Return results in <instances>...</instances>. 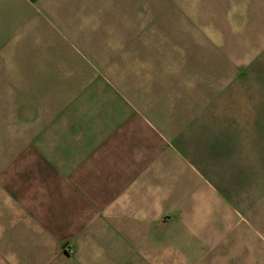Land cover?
<instances>
[{
    "label": "crops",
    "instance_id": "0c3cea01",
    "mask_svg": "<svg viewBox=\"0 0 264 264\" xmlns=\"http://www.w3.org/2000/svg\"><path fill=\"white\" fill-rule=\"evenodd\" d=\"M96 4L0 0V112L11 111L0 125L12 126L0 138V264H264L256 217L215 231L226 218L195 216L158 120L116 88L123 106L106 101L97 124L46 95L33 105L30 74L18 70L29 56L17 48L66 39L105 62Z\"/></svg>",
    "mask_w": 264,
    "mask_h": 264
},
{
    "label": "rangeland",
    "instance_id": "374dc122",
    "mask_svg": "<svg viewBox=\"0 0 264 264\" xmlns=\"http://www.w3.org/2000/svg\"><path fill=\"white\" fill-rule=\"evenodd\" d=\"M96 1L105 62L66 39L17 48L31 57L18 70L30 74L33 105L46 95L56 107L81 106L75 113L97 124L106 101L123 106L116 88L158 120L195 216L226 218L215 231L239 230L251 217L264 229V0ZM11 132L0 125V138Z\"/></svg>",
    "mask_w": 264,
    "mask_h": 264
}]
</instances>
